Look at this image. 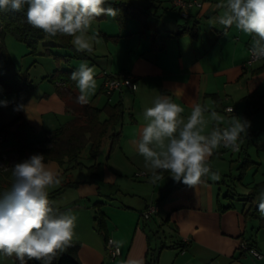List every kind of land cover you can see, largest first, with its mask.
I'll list each match as a JSON object with an SVG mask.
<instances>
[{"label":"crops","instance_id":"obj_1","mask_svg":"<svg viewBox=\"0 0 264 264\" xmlns=\"http://www.w3.org/2000/svg\"><path fill=\"white\" fill-rule=\"evenodd\" d=\"M174 1L171 0V6L182 12L187 19L185 24L170 13L169 20L161 25V18L167 16L164 11L167 5L161 2L163 7L157 10L158 15L155 16L159 32L154 37L150 30L142 33L141 24L136 30L126 33L116 30L114 24L110 23H106L104 28L110 35L139 36L137 43L127 49L126 58L113 68V73L125 71L135 76L137 88L123 87L115 91L119 93L117 99L111 100L114 103L122 99L126 112L120 142L110 158L114 154L115 157L103 176L108 182L117 181L118 177L127 175L124 163L139 167L141 172H135L139 179L131 181L134 187L120 185L118 188L128 203L115 201V192H102L101 185L91 182L89 176L76 179L73 175L75 168H69L70 164L61 166L55 160L48 161L61 179V183L49 189V192L59 188L66 177L80 181L77 186L64 189L52 200L58 201L56 206L61 212L71 210L78 217L72 243L78 246L74 254L83 264H144L149 248L151 251L163 244L153 241L150 222L155 221V218H159L160 222L155 237L162 230L170 236L164 242L167 246L162 249L158 264H264V257L256 258L240 246L241 241L246 239L264 253V215H250L248 209L252 201L247 200L251 187L264 181V154H259L258 158L250 155L254 161L248 168L253 169L250 181H244L248 171L242 180L234 174L233 168L240 166L237 163L230 164L228 170L220 164L210 163L212 170L219 173L220 179L212 181L206 177L191 188L176 183L170 174H161L162 178L153 183L152 169L146 166L144 158L136 149L134 142H138L145 123L143 112L153 106L160 94L172 95L174 102L185 109V117L190 114L195 103H201L219 112L226 121L233 115L242 117L246 95L255 91L264 93V60L251 66L245 64L252 37L235 26L225 34V29L215 24V17L220 11L216 5L221 0H202V6H193L187 12ZM204 17L208 19L206 23L202 22ZM182 25L193 28L191 30L197 35L193 36L190 31L177 34ZM103 82L99 83L102 91ZM37 86L22 95L8 92L7 87L0 83V100L9 101L7 107L0 106V128L20 116L21 119L8 130L15 133L18 124L25 121L31 132L33 127L34 134L42 139L56 127L68 124L81 115L78 95L63 82L56 85L50 79L42 80L39 94L34 93ZM131 94L133 96L130 99ZM21 103L26 106V110L15 111ZM229 105L234 106L235 110L227 112L225 107ZM225 121L224 126H227ZM249 121V142H254L257 147L260 145L264 152V138L261 141L253 139L261 125H264V109L255 112ZM8 133L1 134L3 140H6ZM16 146L17 140L15 145L5 149ZM12 153L17 152L9 154ZM118 155L121 158L119 160ZM212 158H209V162ZM67 167L69 169L65 171ZM141 177L144 180H140ZM99 200L103 201L101 210L107 217L108 235L121 247L120 258L110 256L105 236L97 229L94 203ZM254 203H258L257 198ZM153 204L158 206L156 215L145 219L144 210ZM167 217L169 221L163 224ZM182 242L187 243V246H170Z\"/></svg>","mask_w":264,"mask_h":264},{"label":"clouds","instance_id":"obj_2","mask_svg":"<svg viewBox=\"0 0 264 264\" xmlns=\"http://www.w3.org/2000/svg\"><path fill=\"white\" fill-rule=\"evenodd\" d=\"M216 7L220 11L215 20L225 34L235 26L250 35L249 55L264 60V0H221ZM0 11L24 12L33 28L46 37H71L80 52H91L93 44L100 43L99 32L93 30L97 18L115 19L119 14L112 0H0ZM96 75L87 62L72 72L71 79L79 90L78 103L87 104L95 94ZM8 104L0 100V106ZM14 110H26V106L21 103ZM184 111L172 95L160 94L143 112L145 123L134 143L152 169L153 183L162 178V172L191 188L206 177L218 181L220 175L212 170L209 158L221 147L238 151L251 127L250 121L235 115L224 126L225 117L207 104L195 103L187 117ZM12 176L11 187L0 195V255L15 256L20 264L30 260L52 264L71 246L78 220L71 210L61 212L49 198V189L61 183L59 173L44 154L37 153L14 164ZM257 200L264 215V190Z\"/></svg>","mask_w":264,"mask_h":264},{"label":"trees","instance_id":"obj_3","mask_svg":"<svg viewBox=\"0 0 264 264\" xmlns=\"http://www.w3.org/2000/svg\"><path fill=\"white\" fill-rule=\"evenodd\" d=\"M161 2H163V0H112V6L119 9V14L115 19L120 27H126L130 21L136 20L141 24L140 31L142 33L150 30L154 37V35L159 32L158 19L155 18V16L158 15L157 10L163 7ZM174 7H176V5H174ZM103 18H105V16H101L97 19ZM191 29L193 28L182 25V28L177 34L190 31L193 36H196L197 32ZM8 33H13L17 39L25 42L31 52L38 53L39 46H42V50L40 51L41 54L53 55L56 58L62 57L66 61H70L73 57L85 58L89 56L87 51H77L71 42V37L59 35L56 37H46L43 31L35 29L27 23L24 12L0 11V83L6 86L10 93H23L29 91L34 87V84L28 71L9 74L11 70V60L5 44V37ZM60 48L73 51L72 53L64 54L58 51ZM74 71L75 69L59 67L55 69L51 75H45L44 77L50 78L56 85H58V82H63L69 90L79 95L76 83L71 79V74ZM110 97L111 96H109L108 101L103 106L94 105L90 100H88L87 104H81L80 108L82 113L77 119L68 124H62L56 127L49 135L42 139H29L27 123L25 121L20 122L14 133L17 146L1 150L0 161L5 165L8 161L7 156L12 151L18 154L14 164L29 158L33 154L42 153L46 156V161L55 160L61 166L68 163L70 164L69 168H86L89 172V180L99 183L100 175L96 170L98 163L94 162L93 164L86 165L81 158L86 147H88L89 155L96 158L106 138L110 139V152L113 151L120 142L122 135L121 126L124 123L126 112L125 103L122 99L113 103ZM244 101L245 110L242 118L248 121L255 112L264 109V93L258 91L249 93L244 97ZM20 119L21 117L19 116L3 125L0 128V135L6 132L8 128ZM253 163L254 161L250 156L244 158L239 166L241 168L238 176L239 180L244 178L248 168ZM69 168L67 167L65 171ZM3 171V166L0 163V195L7 191L8 186L12 183V181L5 177ZM160 174L168 175L169 173L162 172ZM79 182L80 181H76L73 178H64L59 188L49 192V198L52 200L54 196L59 195L64 189L75 187ZM261 190H264V181L255 183L247 194V200L252 201L248 209L250 215H258L260 213L258 203H254V199L257 198ZM108 196L113 198L112 195ZM102 204L103 201L101 200L94 203L96 207L95 221L97 229L105 236L107 241L109 238L107 217L101 210ZM168 221L169 217L164 220L163 224H166ZM179 244L180 245H177L176 243L170 246H179L182 248L187 246L185 242ZM166 246V243H163L157 249H151L150 251L149 248L147 259L144 264H158L161 251ZM77 247L76 244L74 245L72 243L66 251L57 255L52 264H83L74 254ZM16 264H20V261L17 260ZM27 264H42V262L30 260L27 261Z\"/></svg>","mask_w":264,"mask_h":264},{"label":"rangeland","instance_id":"obj_4","mask_svg":"<svg viewBox=\"0 0 264 264\" xmlns=\"http://www.w3.org/2000/svg\"><path fill=\"white\" fill-rule=\"evenodd\" d=\"M163 4L167 5L166 9L164 10L166 12L167 16H164L161 18V25L166 22V20H169L171 17L170 13H173V16L181 20L185 24L186 18L182 15V12L178 8H173L171 6V0H163ZM163 11V13H164ZM168 13V14H167ZM170 16V17H169ZM207 18H203L202 22L206 23ZM190 22L193 23V21ZM216 22V20H215ZM106 23L114 24L116 27V30H120L121 32H128L132 30H136L138 28V25L140 24L139 21L132 20L129 22L128 26L126 27H120L117 23L116 19H113L111 17L105 16L103 19H97L93 24V30L99 32V44H93V50L91 52H87L89 56L85 58H75L73 57L70 61H66L64 58L59 57L56 58L53 55H45L41 54L40 51L42 50V46H39L38 53L31 52L30 48L25 42L20 41L16 38V36L13 33H8L5 37V44L9 51L10 60H11V70L9 74H13L16 72H26L28 71L30 74L31 79L33 80L34 87L35 88L34 93L39 94L41 93V82L42 80H48L50 78H45V75H51L55 69L57 68H70V69H77L79 65L83 62H87L90 67H94L96 70V80H97V89L94 95H92L89 100L97 106H103L109 99V96L104 93L99 83L104 80V72H115L114 67L120 64V61L124 60L127 55V49L130 46H133L137 43V39L139 36H123V35H110L108 31H106L105 25ZM190 23V24H191ZM210 24V23H209ZM219 25L217 22L215 23ZM147 33V32H146ZM61 53H72L73 50L60 48L58 49ZM128 57V56H127ZM48 82H44L46 84ZM40 87V88H39ZM77 88V87H76ZM78 89V88H77ZM129 91V90H126ZM25 93V92H23ZM23 93H20L24 95ZM130 93V92H128ZM118 92H115L111 96V100H116L118 97ZM130 99L133 96V94L129 95ZM129 114H127L128 117ZM231 117H229L230 119ZM226 123H228V119L226 118ZM32 127V126H31ZM34 130V128L32 127ZM28 130H30V127L28 126ZM29 131L30 134H28V138L31 140H37L40 137L38 135H35L34 132ZM8 136L6 140L0 139V151L5 150L6 147L15 145L16 144V138L15 134L12 131L7 130ZM6 131V132H7ZM43 132V131H42ZM42 136V134L40 135ZM264 138V125H261V129L258 130L257 134L253 137L256 141H261ZM250 139L247 135V137L243 138V142L241 143L240 147L241 149L239 151H232L230 149L225 148H219L218 151L212 156L213 158L210 160L209 163H217L221 166L227 167V170L229 168L230 164L237 163L240 165V163L243 162L244 158L246 156H252L254 158H258L259 154H264L262 148L260 145L255 146L254 142H249ZM114 153V150L110 152V139L106 138L104 141V144L98 153L96 158H93L89 155L88 147H86L85 151L82 155V160L85 163H98L97 171L100 173L99 178V185H101V191L104 193L112 192L115 194V201L118 203H128V199L122 194L123 192H120L118 190L119 186L122 185L126 188H133L132 180H138L135 176V172H141L139 167H135L136 165H133L132 163H124L125 170L127 172V175L118 177L117 181H107L103 179L104 171H107L108 164L111 162V159L115 157L110 158L112 154ZM18 154L12 153L8 154V161L5 165L1 164L4 169V175L7 177L10 181L13 180L12 176V166L14 165L16 158ZM118 160L121 159L120 156H117ZM0 163H3L0 161ZM121 164V163H117ZM139 164V163H137ZM143 169V167L141 168ZM86 168H75L73 171V175L76 179H81L84 177H88L89 173ZM241 171V168L239 166L233 168L234 174L236 176H239ZM248 173L246 174V178L244 179L245 182L250 181V178H253V169H248ZM258 177V176H257ZM140 180H144L143 177L140 178ZM57 186V185H56ZM11 187V185L8 186V189ZM101 198L97 197V199ZM54 200V199H53ZM56 204H59L57 200H54ZM163 215V214H161ZM159 218H155V221L150 222V228L153 230L152 237L153 241L158 242V244L164 243L166 240L170 239V236L168 233H164L163 230L158 234L157 237L156 231L160 229L159 226ZM167 235V239H166ZM110 237V236H109ZM121 256L117 257L120 258ZM116 259V258H115ZM17 258L15 256L12 257H5L0 255V264H16Z\"/></svg>","mask_w":264,"mask_h":264},{"label":"built area","instance_id":"obj_5","mask_svg":"<svg viewBox=\"0 0 264 264\" xmlns=\"http://www.w3.org/2000/svg\"><path fill=\"white\" fill-rule=\"evenodd\" d=\"M176 5L180 6L182 10L185 12L188 11L189 8L193 6H202L203 1L202 0H175L174 1ZM187 14V13H185ZM250 46V45H249ZM249 48V47H248ZM259 60H254L250 55H248V58L246 60V65L251 66L255 62ZM104 82H103V92L106 93L108 96H111L115 91L122 89L123 87H128L131 89H136L137 88V83L135 80V76H133L131 73H113V72H104ZM229 109L235 110L234 106L229 105L225 107V110L227 112H232L228 111ZM0 139H4L3 135H0ZM241 147L239 148V150ZM238 150V151H239ZM158 211V206L153 204L149 205L143 212V216L145 219H150L154 215H156ZM107 251L110 254L112 258H117L119 256H122V250L121 247L116 243L115 239L113 237H109L107 240ZM240 246L242 249H245L248 251L251 255H253L256 258H263L264 253L257 247L255 246L252 242L249 240H242L240 243Z\"/></svg>","mask_w":264,"mask_h":264}]
</instances>
